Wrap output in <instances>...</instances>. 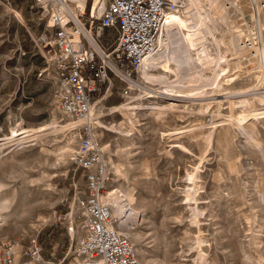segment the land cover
Segmentation results:
<instances>
[{"label":"rangeland","instance_id":"374dc122","mask_svg":"<svg viewBox=\"0 0 264 264\" xmlns=\"http://www.w3.org/2000/svg\"><path fill=\"white\" fill-rule=\"evenodd\" d=\"M172 1L179 5L174 15L193 22L189 0ZM197 2L210 8L211 0ZM228 4L227 22H218L220 67L191 71L183 88L182 76L165 62L150 79L133 72L137 88L116 78L110 92L103 86L95 96L93 132L108 167L106 193L122 190L125 212L140 215L123 230L115 216L140 264H264V155L232 124L239 120L264 149V67L243 61V48L231 42L232 32L248 27L250 0ZM201 24L197 19L190 29ZM47 27L34 0H0V199L7 220L0 241L17 244L18 264H31L23 252L38 234L43 257L56 262L80 241L76 194L89 195L84 171L73 163L80 133L57 105L60 76L39 40ZM116 36L107 29L100 43L109 47ZM242 92L261 98L239 99ZM251 113L259 115L244 117Z\"/></svg>","mask_w":264,"mask_h":264},{"label":"built area","instance_id":"2783aa9c","mask_svg":"<svg viewBox=\"0 0 264 264\" xmlns=\"http://www.w3.org/2000/svg\"><path fill=\"white\" fill-rule=\"evenodd\" d=\"M253 1L249 35L242 43L264 61V0ZM34 3L48 16V32L39 40L53 56L60 76L57 105L80 133L73 163L84 171L89 195L81 200L84 235L62 258L56 262L43 257L39 234L29 241L23 256L31 264L68 260L69 264H140L134 245L116 230L111 206L105 201L109 172L93 132L95 96L103 86L110 92L116 78L129 86L134 83L132 73H138L145 59L157 51L167 12H179V5L172 0H85L82 8L75 0ZM112 28L117 36L104 47L100 39ZM17 252L15 242L0 241V264H18Z\"/></svg>","mask_w":264,"mask_h":264},{"label":"bare ground","instance_id":"6f19581e","mask_svg":"<svg viewBox=\"0 0 264 264\" xmlns=\"http://www.w3.org/2000/svg\"><path fill=\"white\" fill-rule=\"evenodd\" d=\"M84 1L85 0H75V2L78 4L80 8L83 7ZM239 1L240 0H236V1L235 0L233 1L211 0L210 8L207 10H203L199 6L197 0H189L188 4H186V7L188 10L192 9V11L194 12L193 18L191 16L193 22H191L186 17H184V19L176 17L174 14L177 12H167L163 31L160 34L158 41H157V51L155 54L145 59L144 64L141 70L139 71L142 77L146 79H150V73L154 69H157L158 67L160 68V66H162L165 62H170L174 66L175 70L182 76L181 81L179 82V84L178 83L177 84L185 88L184 86L185 83L184 84L182 83L184 82V80H186L188 75L192 74L191 71L195 70L196 72H201L204 69L206 70L209 67V66L207 67L208 63L213 65V67L215 68L220 67L223 59H222V53L221 52L219 53V51H221V43L219 39L217 38V34L219 33V30H218L219 23L218 22L219 20L223 22H227V16H228L227 15L228 14L227 3H229L231 6H235L236 8H239V4H238ZM235 2L237 3V5ZM253 2H257V1L255 0ZM71 9L75 13L78 12L77 8L74 6H71ZM241 14H243L242 11H241ZM247 18H249V21H250L251 15H248ZM197 19L201 21L202 26L201 25L194 26L193 28L190 29V25L194 24V22ZM244 31H245L244 34H238V32L236 31L232 32L231 36L233 38L231 37L232 38L231 42L234 40V42H237L238 44L237 46L239 47L240 50L243 48V51H244L243 61H250L251 59H256L257 61L259 60L260 65L264 67V61L262 60L261 55L250 53V51H248L244 47L242 40H244V38L249 35L248 31H250V28L246 27V30ZM209 40L210 42L212 41L211 43L212 46L216 45L217 47L216 50L218 51L215 53V55L212 53V50H210V47L207 45V41L209 42ZM170 45L172 46L170 47ZM223 75L225 76L227 75L226 70L222 71L221 75L219 76V79ZM210 83H211V80L208 79L207 85H209ZM161 84L165 85L166 87H169L170 85H172L170 82H167V81H162ZM131 87L137 88V85L132 83ZM177 87H180V86H177ZM168 92L171 93L172 91L170 92L168 90ZM189 93L190 92H187V94ZM248 93L250 92H242L239 94L240 96H238V98L240 99V98H246V97H251V96L257 99L261 98L259 93L241 96V94H248ZM154 95L155 94L150 95V96L154 97ZM177 97L188 98L189 96L179 94L177 95ZM225 101L230 103V105H232L233 107L237 105V103H234V102H233L234 104L232 103L233 98L232 99L229 98ZM136 109H138V107L137 108L132 107L131 110H136ZM252 114L253 113L246 114L244 117H250ZM253 115L257 117L259 114L255 113ZM238 121L239 120L232 119L233 126L241 130V132H243L254 143L256 148L259 151H261L264 155V149L261 147L260 142L256 138H254L253 135H251L250 133L242 129L240 125L241 123H239ZM92 123H93V129H94L96 123L94 122ZM97 125L102 126L100 122H97ZM129 133H130V130H129ZM126 200L127 199H126V196L123 195V191L120 189L115 190V188H111L108 195L105 197V201L111 206L113 216L114 217L116 216L120 219L119 225L121 226L120 228L121 230H123L124 228L130 227V224H134V225L137 224L139 220V216H140L139 213L132 208L129 209L130 211L127 209L129 212L128 211L125 212L126 210L125 208L127 207ZM4 209H5L4 202L0 199V226L7 223L6 218L2 216V211ZM117 224H118V221H116V225H115L116 230H117ZM122 233L124 234V236L129 235V233L125 234L124 231H122Z\"/></svg>","mask_w":264,"mask_h":264},{"label":"crops","instance_id":"0c3cea01","mask_svg":"<svg viewBox=\"0 0 264 264\" xmlns=\"http://www.w3.org/2000/svg\"><path fill=\"white\" fill-rule=\"evenodd\" d=\"M83 175H85V173H84ZM77 188H78V187H77ZM80 194H81V193H80ZM80 194H78V195L76 194V197L78 196V197H80V198H82V199H84V198L87 197V196H86V193H84L85 195H83V196H82L83 192H82L81 195H80ZM82 199H81V200H82ZM79 217H80V220H81V215H79Z\"/></svg>","mask_w":264,"mask_h":264}]
</instances>
